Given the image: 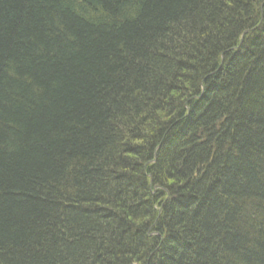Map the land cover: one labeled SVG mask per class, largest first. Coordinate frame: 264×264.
Wrapping results in <instances>:
<instances>
[{"label":"trees","instance_id":"16d2710c","mask_svg":"<svg viewBox=\"0 0 264 264\" xmlns=\"http://www.w3.org/2000/svg\"><path fill=\"white\" fill-rule=\"evenodd\" d=\"M0 264H264V0H0Z\"/></svg>","mask_w":264,"mask_h":264},{"label":"bare ground","instance_id":"6f19581e","mask_svg":"<svg viewBox=\"0 0 264 264\" xmlns=\"http://www.w3.org/2000/svg\"><path fill=\"white\" fill-rule=\"evenodd\" d=\"M152 194H154V192Z\"/></svg>","mask_w":264,"mask_h":264}]
</instances>
